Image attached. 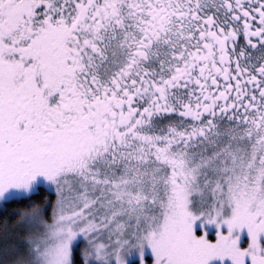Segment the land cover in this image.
Here are the masks:
<instances>
[{
	"label": "snow or ice",
	"instance_id": "6c2138e0",
	"mask_svg": "<svg viewBox=\"0 0 264 264\" xmlns=\"http://www.w3.org/2000/svg\"><path fill=\"white\" fill-rule=\"evenodd\" d=\"M0 212V264H264V0H0Z\"/></svg>",
	"mask_w": 264,
	"mask_h": 264
},
{
	"label": "trees",
	"instance_id": "16d2710c",
	"mask_svg": "<svg viewBox=\"0 0 264 264\" xmlns=\"http://www.w3.org/2000/svg\"><path fill=\"white\" fill-rule=\"evenodd\" d=\"M8 211L11 212V209H9ZM6 216L7 213L0 212V229L3 228Z\"/></svg>",
	"mask_w": 264,
	"mask_h": 264
}]
</instances>
